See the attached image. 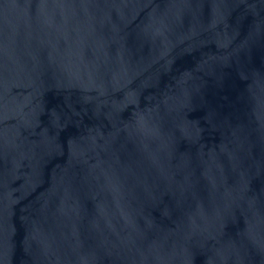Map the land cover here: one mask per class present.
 <instances>
[{
  "label": "water",
  "instance_id": "1",
  "mask_svg": "<svg viewBox=\"0 0 264 264\" xmlns=\"http://www.w3.org/2000/svg\"><path fill=\"white\" fill-rule=\"evenodd\" d=\"M0 264H264V0H0Z\"/></svg>",
  "mask_w": 264,
  "mask_h": 264
}]
</instances>
